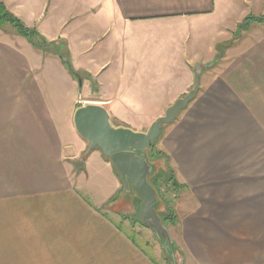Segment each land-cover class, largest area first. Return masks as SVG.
Returning a JSON list of instances; mask_svg holds the SVG:
<instances>
[{
    "label": "crops",
    "instance_id": "crops-1",
    "mask_svg": "<svg viewBox=\"0 0 264 264\" xmlns=\"http://www.w3.org/2000/svg\"><path fill=\"white\" fill-rule=\"evenodd\" d=\"M0 1L17 18L48 9L36 31L64 43L81 76L0 30V264L167 257L152 230L153 245L141 238L128 218L136 201L124 206L117 172L89 151L73 116L99 105L113 127L145 133L193 88L196 65L194 99L158 139L180 188L167 227L174 254L184 264H264V53L241 48L264 22L237 35L264 16V0Z\"/></svg>",
    "mask_w": 264,
    "mask_h": 264
},
{
    "label": "water",
    "instance_id": "water-1",
    "mask_svg": "<svg viewBox=\"0 0 264 264\" xmlns=\"http://www.w3.org/2000/svg\"><path fill=\"white\" fill-rule=\"evenodd\" d=\"M203 67L196 65L193 70V88L167 108L164 115L157 118L145 133L113 127L107 111L99 105L80 107L73 116L75 131L88 143L89 151L98 149L117 172L125 192L128 194L134 191L139 197L140 221L153 231L172 264H176L175 246L155 209L159 200L149 183L155 166L147 159V149L159 139L163 126L172 124L194 99Z\"/></svg>",
    "mask_w": 264,
    "mask_h": 264
},
{
    "label": "trees",
    "instance_id": "trees-1",
    "mask_svg": "<svg viewBox=\"0 0 264 264\" xmlns=\"http://www.w3.org/2000/svg\"><path fill=\"white\" fill-rule=\"evenodd\" d=\"M263 22H264V16L262 17L249 16L238 27V31L243 30L242 28L246 30L250 24H261ZM6 25L10 27L16 35L25 38L34 48L44 53H53L58 55L61 58L64 66L68 70L69 74L73 78L80 80L81 76L76 71H74L70 65L69 55L66 49H63L62 51L59 50L58 46L60 45L62 46V44H54L47 42L43 37L39 35V33L36 30L27 28L17 17L13 16L7 10L4 3L0 1V29H3V27ZM157 143L158 140L154 144H151L147 149V159L151 164H154L156 161H158V159H163L167 166L169 160L163 152L156 149ZM149 183L155 190L159 200L158 204L155 207L157 214L160 217L163 225L167 227L166 223L172 224L174 223L176 218L173 209L170 208L169 206L170 200L166 201L164 196L170 192L169 195L171 194L174 197L179 192L180 189L174 180L173 170L170 167L162 168L156 166L154 173L149 177ZM161 186L165 188L164 193H161L160 191ZM160 206H164L163 213L158 212ZM138 223L142 227L150 229L141 223L139 216H138ZM166 259L169 264H172V262L169 260L168 257H166Z\"/></svg>",
    "mask_w": 264,
    "mask_h": 264
},
{
    "label": "rangeland",
    "instance_id": "rangeland-1",
    "mask_svg": "<svg viewBox=\"0 0 264 264\" xmlns=\"http://www.w3.org/2000/svg\"><path fill=\"white\" fill-rule=\"evenodd\" d=\"M22 14H23L22 17L21 18H18V19L27 28L37 30L39 28H42L44 25H46V23H47L46 21H47V19L49 17L50 11L48 9L47 10L45 9L41 13H33V14H31L29 11H26V12H24ZM259 17H262V16H259ZM242 29L243 30H240V31L237 30V35H240L241 36V35L245 34L244 32H247V31H245L244 28H242ZM0 30L3 31L4 33L15 34L13 32V30L10 27H8L7 25L4 26L3 29H0ZM248 35H250V38L248 40H244V43H241L242 51H245V52L258 51V52L264 53V41H263L264 40V24H263L262 27H259V28L258 27H255V28H253V30L250 33H248ZM259 37H262V38H259ZM255 40H261L260 44H258L257 42L254 43ZM63 44H62V46L61 45L58 46L59 47V50H61V51L63 49H65V45H63ZM110 123L113 126H115V124H116L115 121H113V120H110ZM156 149H158L159 151H161L160 148H159L158 143L156 144ZM153 165L155 167L157 166V167H162V168L170 167L169 163L166 166V163L164 162L163 159H158V161H156ZM160 191H161V193H164L165 188L161 186L160 187ZM169 193L166 194L164 197H165V200L166 201H169L171 199L169 201L170 202L169 206H170V208L173 209V211H175L174 210L175 208H173L174 205H172L173 204V201H172V198H173L172 196L173 195H171V194L169 195ZM134 195H136V194H134L132 192L130 194H125V196L127 198L125 199V201L123 202V204H124L125 207H128L129 208V207L132 206V202L136 201L135 202L136 206H135L134 213L131 214L128 218H129V220H131V222L133 223L134 227L137 226L136 229H138V232L141 234V238H144L145 240L149 241L150 246H151V245H153L152 232H151V230H148L147 228L142 227L138 223L140 200H139V198H137V196H134ZM132 197H136V198H134V200H133ZM163 200H164V198H163ZM163 211H164V206H160L158 212L159 213H163ZM166 225H167V227H169V226L173 225V223L172 224L166 223ZM136 240H137L136 242H138L139 244L142 245V241H140L138 238H136ZM155 248L158 249L159 246H157V244H156L155 245ZM145 250L148 253L151 252L150 247L145 248ZM156 252H157V260H158V262L160 264H169L168 261H167V259H166V257L163 254H161L158 251H156ZM159 253H160V255H159ZM174 256H175L176 264H184L185 263V260H184V257H183V253L182 252L179 251V252L175 253Z\"/></svg>",
    "mask_w": 264,
    "mask_h": 264
}]
</instances>
